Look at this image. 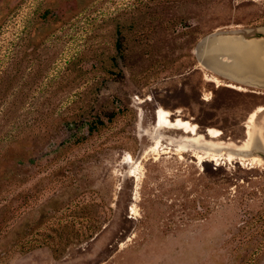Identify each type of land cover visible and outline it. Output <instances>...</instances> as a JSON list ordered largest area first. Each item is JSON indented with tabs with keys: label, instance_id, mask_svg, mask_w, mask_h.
I'll use <instances>...</instances> for the list:
<instances>
[{
	"label": "rangeland",
	"instance_id": "1",
	"mask_svg": "<svg viewBox=\"0 0 264 264\" xmlns=\"http://www.w3.org/2000/svg\"><path fill=\"white\" fill-rule=\"evenodd\" d=\"M227 36L264 42V0H0V264H264V80Z\"/></svg>",
	"mask_w": 264,
	"mask_h": 264
},
{
	"label": "bare ground",
	"instance_id": "2",
	"mask_svg": "<svg viewBox=\"0 0 264 264\" xmlns=\"http://www.w3.org/2000/svg\"><path fill=\"white\" fill-rule=\"evenodd\" d=\"M255 41H257V42H255ZM252 43H254L253 44L254 46L252 48H249V47H247V45H248L247 42H242L240 40H236L232 37L227 36V37L222 38V40H220L215 45L217 46L218 49H220V50H217L218 52L227 53L228 55L236 53V52L239 53L242 56L244 63H246V65L248 66L249 72L251 71L253 73V76L256 77L255 76V74L257 75V68H256L257 66L256 65L257 64L258 65H261V64L264 65V62H263L264 61V44H263L264 42L261 41L260 39L257 40L256 38H254L252 40ZM220 66H223V65L220 64ZM221 69L224 70L226 73L230 74V76H232V77L236 76V77L242 78V76L243 77L247 76L246 74L238 73L235 69L230 67V65H226L224 67H221ZM258 75H260V74H258ZM262 79H264V78H262ZM156 125L159 129L165 125V118H164L163 111H159ZM199 134L201 135V133H199ZM261 134H263V133H261ZM256 135H257L256 134V126L251 127L249 129V132H248V139L243 144L236 145V149L238 151H240L241 153H245V152L250 151L252 144L256 140ZM184 138L187 141V143L186 142L181 143L182 148H185L187 146L197 147L198 145H200V146L203 145L202 148H205L206 151H208L211 149H219L222 147H232L233 146V144H223L222 142H218V141H214V140H208V139L203 138L199 135L187 136ZM157 139L159 141L158 143L160 144V141L162 140V135H158ZM214 155H216V154H214Z\"/></svg>",
	"mask_w": 264,
	"mask_h": 264
},
{
	"label": "crops",
	"instance_id": "3",
	"mask_svg": "<svg viewBox=\"0 0 264 264\" xmlns=\"http://www.w3.org/2000/svg\"><path fill=\"white\" fill-rule=\"evenodd\" d=\"M257 63V62H256ZM257 67V74H260L257 78H258V80H261L262 78H264V65H256ZM262 80H264V79H262ZM261 80V82H257V83H262L263 81ZM255 110V109H254Z\"/></svg>",
	"mask_w": 264,
	"mask_h": 264
},
{
	"label": "water",
	"instance_id": "4",
	"mask_svg": "<svg viewBox=\"0 0 264 264\" xmlns=\"http://www.w3.org/2000/svg\"><path fill=\"white\" fill-rule=\"evenodd\" d=\"M246 40V39H245ZM258 40V39H257ZM247 41V40H246ZM255 42H257V41H255Z\"/></svg>",
	"mask_w": 264,
	"mask_h": 264
}]
</instances>
